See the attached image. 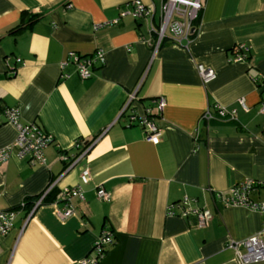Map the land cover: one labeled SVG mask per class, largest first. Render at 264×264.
Instances as JSON below:
<instances>
[{
  "label": "crops",
  "instance_id": "crops-1",
  "mask_svg": "<svg viewBox=\"0 0 264 264\" xmlns=\"http://www.w3.org/2000/svg\"><path fill=\"white\" fill-rule=\"evenodd\" d=\"M133 1L0 0V151L18 134L5 120L8 109L54 140L43 166L19 159L15 149L0 165V210L17 213L0 239V264H79L108 228L116 241L101 264H241L228 245L264 230L259 212L224 203L244 180L264 184V0H203L188 48L164 44L153 59L147 22L122 16ZM140 1L159 18L165 0ZM238 45L248 46L247 62H236ZM97 52L104 61L87 81L77 67H61L70 54ZM202 65L216 73L205 84ZM148 68L134 112L157 118L158 145L129 123L130 111L120 115ZM160 98L162 114L154 104ZM219 107L235 111V120L221 119ZM207 110L210 125L202 121ZM79 145L91 148L67 171ZM74 187L84 200H72L69 218L61 216L62 198L30 218L33 208L22 207L48 188L61 195ZM250 197L264 201V190ZM185 198L193 210L211 212L205 227H197V215L183 216ZM171 205L177 216H169Z\"/></svg>",
  "mask_w": 264,
  "mask_h": 264
},
{
  "label": "built area",
  "instance_id": "built-area-1",
  "mask_svg": "<svg viewBox=\"0 0 264 264\" xmlns=\"http://www.w3.org/2000/svg\"><path fill=\"white\" fill-rule=\"evenodd\" d=\"M129 10L124 12L122 15L132 16L136 21L144 20L149 26L150 39L146 41L150 50H152V59L156 57L160 49L164 44H170L173 46H179L182 48H188V46L193 41L194 34H196L199 26V20L203 14V0H165L160 9V16L157 19L156 13L150 12L146 5L140 0H135L128 4ZM157 19V20H156ZM118 21H112V23H101L95 28L100 30V28H105L111 26L112 24H117ZM236 62H247V55L249 53L248 46L238 45L235 50ZM99 63L104 61L103 53L97 52L94 57H88V59L81 58L77 54H70L66 61L63 62L61 67H66L68 65H73L77 67V72L81 79L87 81L91 79L92 71L95 67V62ZM144 73L140 80V83L136 87V90L130 93L126 104L124 105L121 116H126V113L130 111L128 116L129 123L131 125H137L144 128L146 139L153 145H158L162 141V129L157 125V118H153L150 111L146 112L144 116H138L134 112L135 105L138 103L140 88L146 79L148 72ZM198 74H200L202 82L208 83L215 79L216 73L210 68L205 66H199L197 68ZM156 104L157 112L162 114L166 107V100L160 98L154 100ZM244 107V102L241 101ZM219 110V117L226 120H235L236 112H227L223 108H217ZM264 111V109H263ZM5 120L7 123L15 126L18 134L16 141L13 146L4 148L0 151V165L5 163L13 153V149L17 151V157L21 160H29L33 165L45 164V156H43V151L54 143L53 137L48 135L42 129L39 128L35 123L23 124L19 119L18 108L8 109L3 112ZM214 120L212 113L207 110L202 117V121L210 125V122ZM79 149L81 145L77 146ZM91 145L81 147L80 157L76 158L75 162L68 165V170L74 168V166L82 159L86 153L90 150ZM63 161L67 162L68 157H63ZM81 182L83 185H87L91 182L90 170L85 168L81 173ZM258 188L264 190V184L256 182L254 180H244V182L238 183L234 186L230 192L229 197L224 200V203L228 207H242L249 210L259 212L264 216V201L255 203L251 200V194L257 191ZM48 190H51L48 189ZM61 198L65 205L64 211L61 216L63 218H69L70 215L74 213V206L72 205V200L77 198L80 201L84 200V192L80 187H74L69 189H64L61 191ZM98 197L101 200L107 201L109 199V193L103 189L98 190ZM43 198L37 201L30 212L29 218L32 216L34 211L41 207V202ZM192 201L184 199L183 206V216L197 215V227H205L209 221L212 219V214L210 211L204 210H193L190 207ZM176 205H171L168 209L169 216H177L174 212ZM17 213L14 210L1 211L0 210V239L8 236L10 231L14 228L16 222ZM115 235L111 229H104L101 234L97 237L96 243L91 249V257L85 258L79 264H101L107 254L106 251L109 246L115 243ZM234 253L236 254L237 260L241 264H251L260 263L264 261V230L257 236L247 238V240L242 242H231L228 245Z\"/></svg>",
  "mask_w": 264,
  "mask_h": 264
},
{
  "label": "trees",
  "instance_id": "trees-1",
  "mask_svg": "<svg viewBox=\"0 0 264 264\" xmlns=\"http://www.w3.org/2000/svg\"><path fill=\"white\" fill-rule=\"evenodd\" d=\"M201 17H202V15H201ZM201 17H200V20H201ZM200 20L198 22L199 25H200ZM195 35L196 34H194L193 40L196 37ZM247 59H248V57H247ZM48 189L45 190L43 194L36 196V197H31V199H28L27 202L22 205V207H27V208L31 209V208H33V204H35L37 201L41 200L42 198H43V200H42L40 206L51 205V204H55L57 202H60V198H61L60 193L57 190H55L54 188L51 190H48Z\"/></svg>",
  "mask_w": 264,
  "mask_h": 264
}]
</instances>
